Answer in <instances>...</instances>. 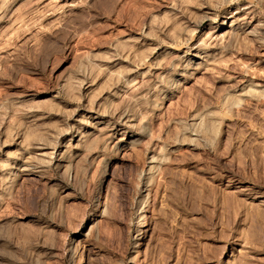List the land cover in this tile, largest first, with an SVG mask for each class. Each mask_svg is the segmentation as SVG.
Wrapping results in <instances>:
<instances>
[{"label": "rangeland", "instance_id": "obj_1", "mask_svg": "<svg viewBox=\"0 0 264 264\" xmlns=\"http://www.w3.org/2000/svg\"><path fill=\"white\" fill-rule=\"evenodd\" d=\"M0 264H264V0H0Z\"/></svg>", "mask_w": 264, "mask_h": 264}]
</instances>
